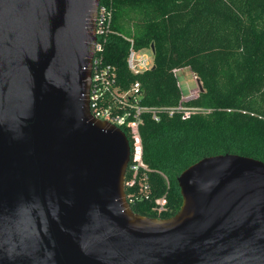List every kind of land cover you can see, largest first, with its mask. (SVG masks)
Instances as JSON below:
<instances>
[{"label":"water","instance_id":"1","mask_svg":"<svg viewBox=\"0 0 264 264\" xmlns=\"http://www.w3.org/2000/svg\"><path fill=\"white\" fill-rule=\"evenodd\" d=\"M99 3L0 0V264H264L259 158L205 156L173 216L132 209L129 138L90 106Z\"/></svg>","mask_w":264,"mask_h":264},{"label":"trees","instance_id":"2","mask_svg":"<svg viewBox=\"0 0 264 264\" xmlns=\"http://www.w3.org/2000/svg\"><path fill=\"white\" fill-rule=\"evenodd\" d=\"M110 2V32L96 54L98 67H109L110 88L128 91L139 82L137 100L128 95L130 102L175 106L183 97L175 69L185 66L204 87L182 101L204 111L188 117L161 113L159 120L140 114L142 165L135 182L126 184V196L133 198L129 204L136 213L168 218L182 204L177 177L192 163L227 152L264 161V0ZM130 40L138 51L154 45V68L137 73L129 68ZM109 101L104 91L99 103ZM132 173L128 168L126 178Z\"/></svg>","mask_w":264,"mask_h":264},{"label":"built area","instance_id":"3","mask_svg":"<svg viewBox=\"0 0 264 264\" xmlns=\"http://www.w3.org/2000/svg\"><path fill=\"white\" fill-rule=\"evenodd\" d=\"M110 1L111 0H100L97 12V41L95 43V56L93 60L90 106L91 112L95 118L106 120L115 124L124 131L125 129L128 130L131 145V159L128 168L133 173L125 179V183L131 185L135 182L138 170L142 165L143 144L139 128L140 114L142 112H150L155 120H159L161 113H164L169 117L173 116L175 113H180L183 117H188L192 113L204 111L205 109L199 106L186 105L182 102L190 100L196 96L188 99H184L182 97V101L175 106H145L138 104L137 101L130 102L128 95H133V100H137L136 97L140 92L139 82L134 83L128 91H120L118 88H110V75L107 76L106 74L109 67L99 68V57L96 56L97 52L103 49V44L107 38V34L110 32L111 20L113 16ZM127 63L129 68L136 73L153 66L148 50L138 51L134 46L133 40H130ZM104 91L108 92V99L110 100L106 106H102L99 103L100 96ZM122 107L125 108V111L123 112L120 111ZM126 107L134 110L127 109ZM147 188L148 185H143L141 189L145 190ZM127 201L132 202L133 198L129 196ZM163 206L164 202L160 199L158 209L161 210Z\"/></svg>","mask_w":264,"mask_h":264},{"label":"rangeland","instance_id":"4","mask_svg":"<svg viewBox=\"0 0 264 264\" xmlns=\"http://www.w3.org/2000/svg\"><path fill=\"white\" fill-rule=\"evenodd\" d=\"M150 60L153 62L152 51H148ZM175 74L178 79L179 86L182 91L184 99L192 98L200 91L197 82V75L192 71L189 66L175 69Z\"/></svg>","mask_w":264,"mask_h":264}]
</instances>
